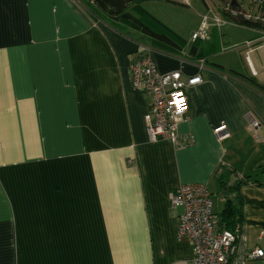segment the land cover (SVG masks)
<instances>
[{
	"label": "crops",
	"instance_id": "1",
	"mask_svg": "<svg viewBox=\"0 0 264 264\" xmlns=\"http://www.w3.org/2000/svg\"><path fill=\"white\" fill-rule=\"evenodd\" d=\"M221 29L196 41L194 58L191 37L173 31L186 42L181 52L159 50L93 20L80 0H0V264H192L170 194L204 185L220 199L217 216L222 196H233L221 181L246 177L236 228L264 251V93L246 81L264 87V65L252 76L234 61L248 41L251 65L264 47L256 30L230 43ZM142 46L158 72L201 76L178 126L192 138L186 145L147 137L148 99L129 73ZM219 125L229 133L220 142Z\"/></svg>",
	"mask_w": 264,
	"mask_h": 264
},
{
	"label": "built area",
	"instance_id": "2",
	"mask_svg": "<svg viewBox=\"0 0 264 264\" xmlns=\"http://www.w3.org/2000/svg\"><path fill=\"white\" fill-rule=\"evenodd\" d=\"M253 7H256L257 11H253ZM225 8L226 13L230 9L229 20L227 17L221 19L219 15L212 18L203 16L198 30L191 35V41H206L209 38V29L221 24H255L259 26V29L255 30L260 34L256 44L260 43L264 47V13L260 0H230ZM244 47L248 61L249 54L255 49L254 42L248 41ZM204 63V60L200 59L197 68L202 69ZM248 65L251 75L256 76V71L249 61ZM129 73L132 88L148 99L145 129L149 141L169 140L175 146L190 143L191 136H179L178 126L188 119L186 91L202 82L199 73L186 77H183L181 70L160 73L147 57L137 56L129 65ZM258 127L259 122L251 119L249 128L256 139ZM212 133L218 142L229 137L224 125L215 127ZM169 200L172 208L182 209L178 218L176 238L178 241L189 242L193 255L192 264H247L264 258L262 249L248 246L247 236L242 228H219L206 186L181 185L170 194Z\"/></svg>",
	"mask_w": 264,
	"mask_h": 264
},
{
	"label": "trees",
	"instance_id": "3",
	"mask_svg": "<svg viewBox=\"0 0 264 264\" xmlns=\"http://www.w3.org/2000/svg\"><path fill=\"white\" fill-rule=\"evenodd\" d=\"M89 15L93 20L105 22L112 26L117 32L127 35L128 32L140 34L152 46L169 53H180L186 42L175 34L172 30L166 27L163 23L155 17L140 9V15L134 16L128 12L131 6H137L145 1H159V0H80ZM262 3V12L264 13V0ZM253 29H259L255 24H239ZM196 41L189 50L191 57H197ZM144 46L139 49L137 58L146 57L145 52L142 50ZM202 59V58H201ZM215 67H218L214 65ZM246 81L252 84L264 93V87L257 84L254 79L248 78ZM248 178H243L227 185V182L221 181V189L226 190L233 194L231 197H224L223 207L218 213L217 224L220 229L232 230L243 222L242 206L240 201L239 189L241 185L247 184Z\"/></svg>",
	"mask_w": 264,
	"mask_h": 264
},
{
	"label": "rangeland",
	"instance_id": "4",
	"mask_svg": "<svg viewBox=\"0 0 264 264\" xmlns=\"http://www.w3.org/2000/svg\"><path fill=\"white\" fill-rule=\"evenodd\" d=\"M203 1L209 5L210 12H207V9H205ZM229 1L230 0H189L188 3L183 0L145 1L137 6H131L128 9V12L137 17L140 15V9H143L163 23L170 30L178 33V35L186 40L191 37L192 30L197 24L200 25L202 20L201 18L205 15L209 16L210 18L214 17L215 15H219L221 19H224V17L226 19L227 17V20H229L231 17L229 13L230 9H228V12L226 13L225 8ZM252 10L257 11L256 7H253ZM253 11H251V13L254 14ZM220 27L222 28V31L226 32L227 30L231 32L233 38L230 39V43L233 41H238L244 37L251 38L255 35L254 32H256L254 31L255 29H250L249 27L240 26L235 23L221 24ZM257 35L260 36L259 34ZM223 47L226 48L227 44ZM250 59L254 69H256L257 72H260V66L264 65V50L250 55ZM209 61L215 62L217 61V58L213 57ZM234 61L237 66L241 67L243 70L247 68L249 70L246 55L245 59L243 55V57L240 56L238 58H234ZM209 191L211 192L210 200L212 202V211L217 212L221 208V202L219 201L220 199L216 195V192H213L211 189H209Z\"/></svg>",
	"mask_w": 264,
	"mask_h": 264
}]
</instances>
